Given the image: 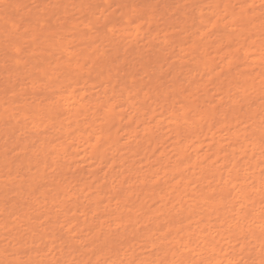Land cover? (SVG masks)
I'll return each instance as SVG.
<instances>
[{
    "label": "rangeland",
    "instance_id": "rangeland-1",
    "mask_svg": "<svg viewBox=\"0 0 264 264\" xmlns=\"http://www.w3.org/2000/svg\"><path fill=\"white\" fill-rule=\"evenodd\" d=\"M226 7L256 8L264 15V0H0V264H67L71 257H77V264L89 262L91 251L98 249L97 241L86 240L91 229L69 228L83 222L84 208L97 209L91 215H106H95L97 221L114 223L105 211L108 186L101 188V203L92 199L89 186L100 184L94 172L108 185L121 171L112 154L99 158L93 153L102 115L108 116L103 111L113 104L111 116L124 117L119 132L124 145L107 153L129 168L133 160L134 167L140 166L151 151L149 141L131 148L130 132L144 133L155 115L163 128L157 134L167 138L177 121L169 110L180 105L159 96L154 82L163 83L169 93L176 91L177 80L188 83L185 75L197 67L194 56L201 55L181 45L188 47L195 37L214 47L220 38L225 43L224 34L237 42L233 26L222 32L213 26L219 14L230 19ZM246 53L236 56L243 59ZM107 58L112 62L106 66ZM44 137L67 151L48 145L40 156L41 172L26 157L40 149ZM17 181H23V191L12 184ZM4 211L10 218H4ZM144 231L134 237L143 252L151 249L138 237ZM62 248L74 252L63 258ZM103 251V257L112 255L110 248Z\"/></svg>",
    "mask_w": 264,
    "mask_h": 264
},
{
    "label": "bare ground",
    "instance_id": "bare-ground-1",
    "mask_svg": "<svg viewBox=\"0 0 264 264\" xmlns=\"http://www.w3.org/2000/svg\"><path fill=\"white\" fill-rule=\"evenodd\" d=\"M225 9L230 19L219 14L213 26H218L219 32L233 26L237 42L224 34L225 43L220 38L218 47H214L195 37L188 47L181 45L182 50L201 55L194 56L197 67L185 75L188 83L176 79V91L169 93L163 83L154 82L159 96L165 94L180 105L175 109L172 100L169 113L177 121L167 138L157 134L163 128L155 115L154 123L145 124L144 133L137 128L130 132L131 148L149 141L151 151L139 160L140 166L134 167L137 163L133 160L128 162L129 168L125 160L120 162L115 154L107 153L124 145L119 138L124 130L123 114L111 116L113 104L103 111L108 116L98 114L102 115V131L95 137L93 153L99 158L112 156L121 171L108 185L94 172L100 188L89 186L92 199L99 203L101 188L108 186L111 194L104 198L105 211L114 223L109 218L97 221L95 217L102 212L91 215L97 209L84 208L83 222L69 228L83 233L91 229L92 236L86 240L98 242L87 264H105L110 259L109 264H264V15L256 8ZM242 50L247 53L240 59L236 54L239 56ZM111 62L107 58L103 63ZM168 139L172 140L170 144ZM55 141L42 138L40 149L28 154L27 162L39 166L48 145L67 151ZM39 167L41 172L45 170ZM22 182L12 184L23 191ZM63 185L59 182V187ZM3 216L10 218L5 211ZM143 229L138 237L151 247L145 252L134 242ZM29 233L28 238L33 240L34 232ZM104 248H110V257L102 256ZM80 250L85 249L82 246ZM73 252L64 248L60 251L63 258ZM76 259L71 257L67 264Z\"/></svg>",
    "mask_w": 264,
    "mask_h": 264
}]
</instances>
